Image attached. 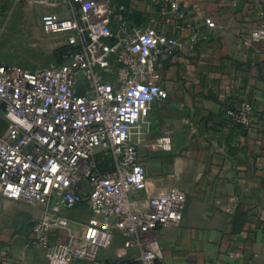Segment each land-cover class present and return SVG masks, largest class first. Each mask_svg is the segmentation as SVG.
<instances>
[{
    "label": "built area",
    "instance_id": "obj_1",
    "mask_svg": "<svg viewBox=\"0 0 264 264\" xmlns=\"http://www.w3.org/2000/svg\"><path fill=\"white\" fill-rule=\"evenodd\" d=\"M71 1V18L42 17L45 31L64 39L58 64L34 71L0 64V197L44 210L33 223L31 241L45 252L48 264L93 263L118 232L140 239L158 226L182 223L187 198L177 187L149 196L145 208L137 202L148 178L134 137L143 134L152 106L169 98L157 81L160 61L184 48L194 50L203 38L199 30L187 39L159 33L155 20L135 26L127 7L112 0ZM186 5L187 0H165L159 19L182 22ZM251 40L264 42V12ZM226 115L252 131L250 101L229 107ZM171 141L166 135L157 146L170 152ZM100 155L111 159L106 171L99 169ZM84 201L93 218L76 236L69 220L54 211L72 210ZM57 232L67 239L54 242ZM139 248L138 264H164L156 242Z\"/></svg>",
    "mask_w": 264,
    "mask_h": 264
},
{
    "label": "crops",
    "instance_id": "obj_2",
    "mask_svg": "<svg viewBox=\"0 0 264 264\" xmlns=\"http://www.w3.org/2000/svg\"><path fill=\"white\" fill-rule=\"evenodd\" d=\"M112 1L127 7L135 26L155 20L159 33L184 39L192 30L203 35L194 50L184 48L160 61L157 81L169 98L152 106L143 134L134 137L148 178L137 197L141 208L149 196L173 187L187 201L180 225L158 226L140 239L118 232L96 262L74 264H138L139 244L151 242L159 245L164 264H264V42L251 40L264 0H187L186 18L175 25L159 19L165 0ZM8 2L15 0H0V12ZM17 10L25 19L35 13L67 19L75 5L18 0ZM245 100L254 112L250 132L226 115ZM166 135L172 140L170 152L157 146ZM43 212L0 197V264H48L45 252L31 241L33 223ZM54 212L69 220L76 236L93 218L87 201ZM66 239L65 232L53 236L56 243Z\"/></svg>",
    "mask_w": 264,
    "mask_h": 264
},
{
    "label": "rangeland",
    "instance_id": "obj_3",
    "mask_svg": "<svg viewBox=\"0 0 264 264\" xmlns=\"http://www.w3.org/2000/svg\"><path fill=\"white\" fill-rule=\"evenodd\" d=\"M17 2H8L0 12V64L21 65L33 71L56 65L64 44L63 37L45 31L42 26L45 14L35 13L26 19L18 15ZM99 157L100 171L111 168L110 158ZM14 200L21 208L35 206Z\"/></svg>",
    "mask_w": 264,
    "mask_h": 264
},
{
    "label": "trees",
    "instance_id": "obj_4",
    "mask_svg": "<svg viewBox=\"0 0 264 264\" xmlns=\"http://www.w3.org/2000/svg\"><path fill=\"white\" fill-rule=\"evenodd\" d=\"M113 2V1H112ZM129 15H130V20H131V22L133 21L132 19H133V16H132V14H130V12H129ZM133 24V23H132ZM134 25V24H133ZM62 52H63V48L61 49V52H60V58H59V61H58V63L61 61V54H62ZM57 63V64H58ZM98 160H100V157L98 156ZM99 167H100V165H99Z\"/></svg>",
    "mask_w": 264,
    "mask_h": 264
}]
</instances>
